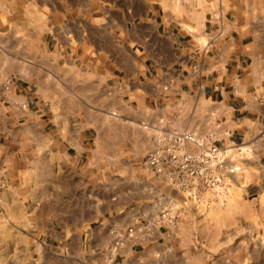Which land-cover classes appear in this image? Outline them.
<instances>
[{
  "label": "crops",
  "instance_id": "crops-1",
  "mask_svg": "<svg viewBox=\"0 0 264 264\" xmlns=\"http://www.w3.org/2000/svg\"><path fill=\"white\" fill-rule=\"evenodd\" d=\"M242 1L218 16L206 2L0 0V49L10 50L0 55V264H187L189 236L206 239L211 209L155 188L153 201L175 209L170 231L157 221L162 206L146 210L137 192L115 203L103 192L96 204L83 177L96 175L97 154L125 160L168 132L249 143L264 115V26L254 19L264 2ZM31 199L55 217L38 231ZM114 224L147 226L107 261Z\"/></svg>",
  "mask_w": 264,
  "mask_h": 264
},
{
  "label": "rangeland",
  "instance_id": "rangeland-1",
  "mask_svg": "<svg viewBox=\"0 0 264 264\" xmlns=\"http://www.w3.org/2000/svg\"><path fill=\"white\" fill-rule=\"evenodd\" d=\"M204 2L207 4H215L218 9V12L215 11V14L219 16V14H224L232 4H235L236 0H178L179 5L184 3L186 6H192L195 3L199 5V3L202 4ZM245 2L244 0L240 4H244ZM263 2L264 0H254L256 9ZM80 3L82 4V2ZM92 5L95 4L92 3ZM46 10L49 12L50 9L47 8ZM254 19L256 26H264V11H261L260 14L258 11H255ZM7 51L10 52V50L0 49V55H6ZM14 51L17 54L19 52L22 53L23 50ZM34 51L38 52V50ZM4 83L7 88L10 82L5 79ZM114 115L115 113L111 114V116ZM259 118L261 119V116ZM257 125V130H248L251 133L249 143L229 145L226 147L218 145L212 133L197 135L188 132L200 137L208 138L210 136L219 149L227 151L229 159L236 157L233 162H235L237 167L239 166L240 171L238 176L235 177V182L231 183L222 205L218 203L204 205V203H201L203 207H207L209 210L211 209L210 211L206 209L209 211L208 219L211 221L209 222L208 220L205 228L206 235L203 236L206 238L205 240L199 238L195 233L190 234L188 239L190 244V257L186 258L187 264H264V115L263 119ZM140 130L144 134L152 133L151 128L147 125H142ZM165 134L167 133L161 136H165ZM159 137H155L156 140L152 146L146 147V143H143L141 147L128 148L127 152L131 154L126 155L125 160L114 159L111 153H100V155H96L95 161L91 162V166H89L95 168L96 175L94 177H83L85 182L89 183V186L90 184L91 186L94 184V200L96 204L98 203L99 197L101 198L103 195V192L105 194L107 192L111 194V201L113 203L118 200L122 193L124 195H130L137 192L141 195L137 199L139 204L145 206H151L152 204L153 207H146V210H155L156 206H162L160 210L168 207V204L162 200V195L160 194V202H154L152 199L153 194L155 193V188H161V186L163 188L165 186L172 190L174 189L167 181L165 173L156 175L145 164L147 155L158 146ZM188 150L195 152L193 146H189ZM108 154L111 158H104ZM79 165L80 167L84 165V161H81ZM35 184H37L36 181L31 177L32 190H35ZM38 194V192L31 193L30 197H38ZM135 201L134 198L129 200L128 206H134ZM28 204L27 208L31 215L32 231H38L41 225L45 221H48V219L55 220V217L49 218L42 214L39 203L34 199H31ZM192 204L195 206L200 205L195 202ZM174 210L173 208L171 209L169 212L170 216H173ZM100 212L103 213V209L100 208ZM175 220L176 217L174 215V224H176ZM150 221L152 222V219H149L148 223ZM157 221L154 220V224ZM52 224L54 225V222ZM143 225L136 224L135 226H129L127 228H120V226L115 224L112 225L109 230L110 242L106 247L107 261H112L118 252L127 245V242L135 238L138 230H144L147 224ZM176 227V225L175 227L169 225L167 229L173 231ZM128 229L133 230L132 237H127L126 232Z\"/></svg>",
  "mask_w": 264,
  "mask_h": 264
},
{
  "label": "built area",
  "instance_id": "built-area-1",
  "mask_svg": "<svg viewBox=\"0 0 264 264\" xmlns=\"http://www.w3.org/2000/svg\"><path fill=\"white\" fill-rule=\"evenodd\" d=\"M189 146H193L195 152H190ZM234 159L236 157L229 159L227 151L219 149L210 136L171 132L159 137L158 146L147 155L145 164L156 175L165 173L170 186L186 201L222 205L240 171ZM170 211V207L160 210L158 221L175 227ZM126 233L127 237L133 236L131 229Z\"/></svg>",
  "mask_w": 264,
  "mask_h": 264
}]
</instances>
